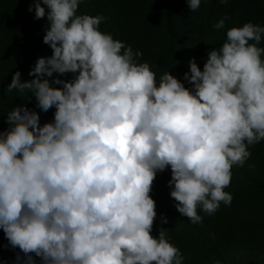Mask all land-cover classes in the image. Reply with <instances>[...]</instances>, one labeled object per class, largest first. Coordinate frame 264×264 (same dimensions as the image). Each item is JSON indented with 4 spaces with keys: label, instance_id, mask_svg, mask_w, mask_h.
I'll use <instances>...</instances> for the list:
<instances>
[{
    "label": "clouds",
    "instance_id": "clouds-1",
    "mask_svg": "<svg viewBox=\"0 0 264 264\" xmlns=\"http://www.w3.org/2000/svg\"><path fill=\"white\" fill-rule=\"evenodd\" d=\"M81 2L34 0L28 9L47 17L53 54L38 58L32 80L16 71L7 91L31 92L42 112H55L43 125L26 105L7 114L0 229L19 249L17 264H182L167 230L152 235L154 181L171 169L170 196L193 224L203 223L198 209L231 205L232 168L264 141V26L228 29L203 69L190 61L186 87L171 72L157 81L136 62L142 52L99 30L106 17L78 14ZM201 3L188 0L192 12ZM68 73L74 79L59 78Z\"/></svg>",
    "mask_w": 264,
    "mask_h": 264
},
{
    "label": "trees",
    "instance_id": "trees-1",
    "mask_svg": "<svg viewBox=\"0 0 264 264\" xmlns=\"http://www.w3.org/2000/svg\"><path fill=\"white\" fill-rule=\"evenodd\" d=\"M33 3L0 0V130L10 127L7 114L19 105L39 112L41 125L54 119L55 108L42 112L31 92L7 91L16 71L22 81L32 80L29 72L38 58L53 54L43 42L47 17L35 19V12L28 11ZM78 14L106 17L99 30L142 52L136 62L149 64L157 81L171 72L191 87L184 80V74H190V61L195 58L203 69L208 52L221 47L228 29L248 22L264 26V0H202L195 12L188 0H82ZM225 17V27L215 29ZM258 46L264 47V40ZM74 75L54 74L53 79L70 81ZM248 150L250 158L243 167L232 168L231 184L225 189L233 196L231 205L221 203L212 215L198 209L202 224L191 223L177 211L168 184L171 169L157 173L150 193L157 210L152 235L158 238L161 228L167 230L170 243L183 255L182 264H264V141ZM165 217L167 223L162 222ZM17 253L19 249L11 248L0 229V264H17ZM36 264H41L38 257Z\"/></svg>",
    "mask_w": 264,
    "mask_h": 264
}]
</instances>
